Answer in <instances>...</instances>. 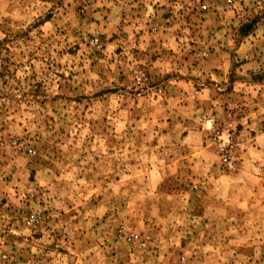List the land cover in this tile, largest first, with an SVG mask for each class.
Returning a JSON list of instances; mask_svg holds the SVG:
<instances>
[{"label": "rangeland", "instance_id": "1", "mask_svg": "<svg viewBox=\"0 0 264 264\" xmlns=\"http://www.w3.org/2000/svg\"><path fill=\"white\" fill-rule=\"evenodd\" d=\"M0 264H264V0H0Z\"/></svg>", "mask_w": 264, "mask_h": 264}, {"label": "built area", "instance_id": "2", "mask_svg": "<svg viewBox=\"0 0 264 264\" xmlns=\"http://www.w3.org/2000/svg\"><path fill=\"white\" fill-rule=\"evenodd\" d=\"M216 145L218 148L219 157L221 162L224 164H230L233 159L231 156L232 144L229 138H224L223 135L217 131L216 135ZM36 220L35 215L31 214L27 219V223H33Z\"/></svg>", "mask_w": 264, "mask_h": 264}]
</instances>
